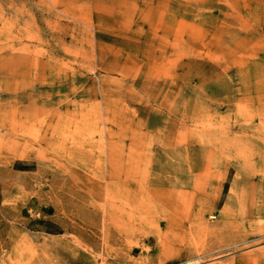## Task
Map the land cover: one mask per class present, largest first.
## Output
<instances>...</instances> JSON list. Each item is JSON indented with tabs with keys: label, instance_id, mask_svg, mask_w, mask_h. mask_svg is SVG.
Segmentation results:
<instances>
[{
	"label": "rangeland",
	"instance_id": "1",
	"mask_svg": "<svg viewBox=\"0 0 264 264\" xmlns=\"http://www.w3.org/2000/svg\"><path fill=\"white\" fill-rule=\"evenodd\" d=\"M0 264H264V0H0Z\"/></svg>",
	"mask_w": 264,
	"mask_h": 264
}]
</instances>
